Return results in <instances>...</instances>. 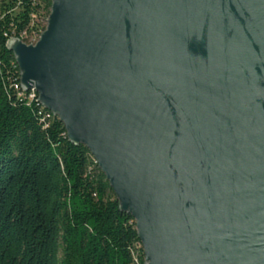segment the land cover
I'll return each instance as SVG.
<instances>
[{"label":"water","instance_id":"obj_1","mask_svg":"<svg viewBox=\"0 0 264 264\" xmlns=\"http://www.w3.org/2000/svg\"><path fill=\"white\" fill-rule=\"evenodd\" d=\"M5 46L144 264H264V0H51L37 41Z\"/></svg>","mask_w":264,"mask_h":264},{"label":"trees","instance_id":"obj_2","mask_svg":"<svg viewBox=\"0 0 264 264\" xmlns=\"http://www.w3.org/2000/svg\"><path fill=\"white\" fill-rule=\"evenodd\" d=\"M50 8L0 0V264H144L135 221L89 150L19 87L5 45L26 42L23 33L39 30L32 15L46 21Z\"/></svg>","mask_w":264,"mask_h":264},{"label":"rangeland","instance_id":"obj_3","mask_svg":"<svg viewBox=\"0 0 264 264\" xmlns=\"http://www.w3.org/2000/svg\"><path fill=\"white\" fill-rule=\"evenodd\" d=\"M15 10L17 11V8ZM32 17H33L32 23H37L39 30L32 29L31 33H23L22 34L23 37L27 40L26 41L27 44L35 43L37 41V39L39 38V32L41 31L40 27L42 25L46 26V21H45L44 17L42 16V13H41V17H37V15H35V14H33Z\"/></svg>","mask_w":264,"mask_h":264},{"label":"built area","instance_id":"obj_4","mask_svg":"<svg viewBox=\"0 0 264 264\" xmlns=\"http://www.w3.org/2000/svg\"><path fill=\"white\" fill-rule=\"evenodd\" d=\"M17 65V64H16ZM19 69V68H18ZM19 87H20V89L22 90V91H26V90H24L23 88H22V86H21V83H20V74H19ZM16 88H18V86H16ZM27 91H29L30 93H29V97H35L36 96V99H37V94H36V92L33 90V89H31V90H27Z\"/></svg>","mask_w":264,"mask_h":264}]
</instances>
